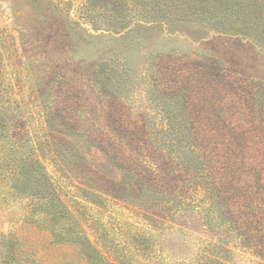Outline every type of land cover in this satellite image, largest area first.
Listing matches in <instances>:
<instances>
[{
    "label": "rangeland",
    "instance_id": "rangeland-1",
    "mask_svg": "<svg viewBox=\"0 0 264 264\" xmlns=\"http://www.w3.org/2000/svg\"><path fill=\"white\" fill-rule=\"evenodd\" d=\"M244 150L261 168L264 0H0V245L26 264H264Z\"/></svg>",
    "mask_w": 264,
    "mask_h": 264
},
{
    "label": "trees",
    "instance_id": "trees-1",
    "mask_svg": "<svg viewBox=\"0 0 264 264\" xmlns=\"http://www.w3.org/2000/svg\"><path fill=\"white\" fill-rule=\"evenodd\" d=\"M191 120V126L194 128V137H193V142L195 143V145L191 148L193 153H197V155L200 158V164H201V169L199 170V172L194 176L193 175V181L191 180V184H194L197 188V191H203V193L205 195H207V193H209L210 191H212L213 187H215L218 184V180H217V175L219 173V171H216V174L213 173V167L209 164L212 160L213 157L209 158L205 155V153L202 152V148H201V144H203V138L202 140L200 139L201 137L199 136V134L196 133L195 131V126H194V121L193 118L189 119ZM241 139H239L240 141ZM217 155V154H215ZM3 156V155H2ZM2 156H0V164H1V159ZM218 156V155H217ZM230 158L234 159L235 161L241 163L243 166L246 165L245 168L248 169L249 173L251 174L253 177H255L257 180H259L260 184H262V191H263V205H264V164L260 167H249V165L247 164V162L249 161H253L252 157L244 151L242 152H238L236 155L233 154V152L230 153ZM215 158L217 159V157L215 156ZM33 169L36 167H32ZM38 170V168H36ZM15 171V169H14ZM184 172L186 173V175L184 176V181H187V177H192L191 172L189 171V169L187 168V165H184ZM15 173H17L15 171ZM30 174H32L29 171ZM190 179V178H189ZM188 182H190L188 180ZM207 205H204V208H212V205L210 202H206ZM210 206V207H209ZM264 207V206H263ZM205 212V211H204ZM22 253L19 251L18 247L16 246V241L13 240H8L7 242H3L0 245V264H26V262L24 260H22Z\"/></svg>",
    "mask_w": 264,
    "mask_h": 264
}]
</instances>
